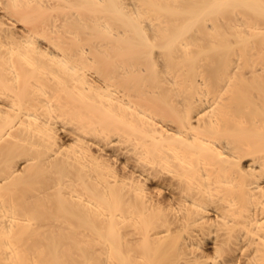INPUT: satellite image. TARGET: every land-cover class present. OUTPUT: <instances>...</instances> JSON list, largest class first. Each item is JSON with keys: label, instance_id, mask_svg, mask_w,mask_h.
Segmentation results:
<instances>
[{"label": "bare ground", "instance_id": "bare-ground-1", "mask_svg": "<svg viewBox=\"0 0 264 264\" xmlns=\"http://www.w3.org/2000/svg\"><path fill=\"white\" fill-rule=\"evenodd\" d=\"M0 264H264V0H0Z\"/></svg>", "mask_w": 264, "mask_h": 264}]
</instances>
